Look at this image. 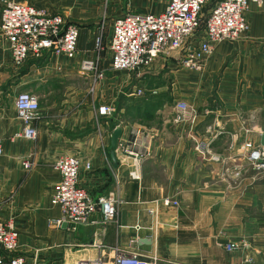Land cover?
<instances>
[{
	"label": "crops",
	"instance_id": "1",
	"mask_svg": "<svg viewBox=\"0 0 264 264\" xmlns=\"http://www.w3.org/2000/svg\"><path fill=\"white\" fill-rule=\"evenodd\" d=\"M169 1L9 0L60 14L79 35L74 59L44 53L19 68L0 43L1 206L2 190L11 192L1 219L18 232L15 252L0 249L4 263L15 257L24 264L110 262L121 253L169 264H264V174L252 173L242 159L245 143L264 146V3L246 13V34L213 45L201 72L182 67L178 54L157 59L136 77L113 71L108 50L113 22L158 15ZM202 35L200 26L194 45ZM83 61H91L94 70L82 73ZM138 89L143 97L132 95ZM22 92L39 102L32 142L17 137L21 123L14 99ZM178 101L188 110L176 124ZM101 106L112 112L99 115ZM116 127L117 147L137 129L153 135L150 156L139 167L117 149L113 163L110 139ZM201 142L202 152L196 150ZM66 156L90 164V170L79 169L77 187L93 200L111 197L114 221L102 223L97 212L92 224L75 230L70 224L48 226L60 217L50 204L59 182L53 165ZM21 159H29L31 168L23 169ZM235 165L242 166L239 177L220 176ZM164 199L176 205H162ZM232 242L245 248L226 252L224 245Z\"/></svg>",
	"mask_w": 264,
	"mask_h": 264
},
{
	"label": "built area",
	"instance_id": "2",
	"mask_svg": "<svg viewBox=\"0 0 264 264\" xmlns=\"http://www.w3.org/2000/svg\"><path fill=\"white\" fill-rule=\"evenodd\" d=\"M208 0H170L164 11L158 15H126L113 22L108 50L111 53V69L116 72L142 74L159 58H169L178 54L180 64L192 72L203 70L206 57L211 54L213 45L222 42H233L246 34L249 24L246 13L250 7L260 8L264 0H216L211 6L208 17L203 21V35L197 45L195 36L201 26V13ZM78 28L69 24L60 14H49L45 10L31 5L3 2L0 6V43L6 46L11 63L21 67L29 59H40L44 53L61 54L67 59H74L77 54ZM96 49H101V33L96 37ZM94 70L91 61H83L80 71L88 73ZM97 75V79L101 78ZM143 97L144 90L132 93ZM14 109L21 132L18 138L32 142L36 138L33 123L38 119V98L27 92L18 93L14 99ZM188 107L184 102H176L173 122L184 121ZM112 109L101 106L97 113L108 115ZM252 130H246L247 133ZM151 133L137 129L128 141L116 146L124 159H130L134 167L150 156ZM205 143H200L197 151H204ZM242 159L249 165L255 175L264 174V146L256 147L245 143L242 147ZM141 151V154L139 153ZM1 154V150H0ZM23 169L32 166L29 159H21ZM90 170V164L79 157L66 156L57 159L53 165L59 174V182L50 198V204L60 211L59 219L49 221L48 226L60 227L70 224L75 230L80 226L93 223L91 217L99 212L102 223H110L116 218L115 202L111 197L93 200L83 189L77 187L78 172L81 166ZM242 166L225 168L222 177H239ZM162 205H176L167 199ZM155 201L154 205L158 206ZM156 215L155 209L151 211ZM245 248L244 243L224 245L226 252L239 251ZM0 249L13 253L18 249V232L11 222L0 220ZM0 264H24L19 258H10L3 262L0 253ZM78 264H169L156 258H144L137 254H116L112 261L81 262Z\"/></svg>",
	"mask_w": 264,
	"mask_h": 264
},
{
	"label": "rangeland",
	"instance_id": "3",
	"mask_svg": "<svg viewBox=\"0 0 264 264\" xmlns=\"http://www.w3.org/2000/svg\"><path fill=\"white\" fill-rule=\"evenodd\" d=\"M6 1H9V0H5L3 2H6ZM214 0H208L207 3L205 4L204 8L202 9V13H201V20H202V23H201V28H204L203 27V21L208 17L209 15V12H210V9H211V6L214 4L213 3ZM2 2V3H3ZM1 3V4H2ZM0 4V6H1ZM131 74V77L134 75V73H130ZM135 76V75H134ZM136 77V76H135ZM137 85V84H136ZM1 155V154H0ZM4 161V158L2 157V155L0 156V162L2 163ZM250 168V167H249ZM250 171L252 172V170L250 169ZM253 173V172H252ZM232 177V176H231ZM2 192L4 193L3 197H2V200H3V206L0 205V220L3 221V222H8V221H4L1 219V217L3 216V214H5V208L3 209V207H5L6 204L9 203L10 201V196H11V192H10V189H3ZM7 202V203H6Z\"/></svg>",
	"mask_w": 264,
	"mask_h": 264
},
{
	"label": "water",
	"instance_id": "4",
	"mask_svg": "<svg viewBox=\"0 0 264 264\" xmlns=\"http://www.w3.org/2000/svg\"><path fill=\"white\" fill-rule=\"evenodd\" d=\"M121 135V129L119 127H116L111 135V139H110V155H111V159L113 161L114 164H116V155H115V151H116V146H117V140L119 138V136Z\"/></svg>",
	"mask_w": 264,
	"mask_h": 264
},
{
	"label": "trees",
	"instance_id": "5",
	"mask_svg": "<svg viewBox=\"0 0 264 264\" xmlns=\"http://www.w3.org/2000/svg\"><path fill=\"white\" fill-rule=\"evenodd\" d=\"M38 62V61H37ZM37 64H39V63H37Z\"/></svg>",
	"mask_w": 264,
	"mask_h": 264
}]
</instances>
